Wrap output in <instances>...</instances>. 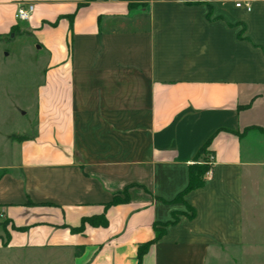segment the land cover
<instances>
[{"label": "crops", "instance_id": "obj_1", "mask_svg": "<svg viewBox=\"0 0 264 264\" xmlns=\"http://www.w3.org/2000/svg\"><path fill=\"white\" fill-rule=\"evenodd\" d=\"M7 36L45 62L0 134V264H264V0H0Z\"/></svg>", "mask_w": 264, "mask_h": 264}, {"label": "rangeland", "instance_id": "obj_2", "mask_svg": "<svg viewBox=\"0 0 264 264\" xmlns=\"http://www.w3.org/2000/svg\"><path fill=\"white\" fill-rule=\"evenodd\" d=\"M9 37L0 38V134L23 128L35 112L45 62V55L36 52L31 41Z\"/></svg>", "mask_w": 264, "mask_h": 264}, {"label": "trees", "instance_id": "obj_3", "mask_svg": "<svg viewBox=\"0 0 264 264\" xmlns=\"http://www.w3.org/2000/svg\"><path fill=\"white\" fill-rule=\"evenodd\" d=\"M124 1H133V0H124ZM130 5V3H129ZM14 31V28L12 29L11 32ZM13 139H18V140H22L24 139L23 136H17V137H13ZM210 144V139L208 141H206L202 146L201 148L199 149L197 155L195 156V162H193V164H191L189 166V170H188V184L187 186L185 187V189L179 193L177 195V197L173 200V202H182V197L187 194L188 192L194 190V189H197L199 187H201L204 183V175L205 173L208 171L209 167L204 164V163H199L198 159H204V156L207 154V148ZM127 200L126 197L122 200L118 199V198H113V203H118V202H121V201H125ZM83 221H87V220H83ZM90 222H92V220H89ZM168 224H172V223H166V224H161V225H154L153 229H154V232H155V237H154V241H157L159 240L162 235L164 234V227ZM142 248L141 247L139 249V254L141 253L142 251Z\"/></svg>", "mask_w": 264, "mask_h": 264}, {"label": "built area", "instance_id": "obj_4", "mask_svg": "<svg viewBox=\"0 0 264 264\" xmlns=\"http://www.w3.org/2000/svg\"><path fill=\"white\" fill-rule=\"evenodd\" d=\"M235 6L237 8H239V7H241V4L240 3H236ZM243 8L245 10H247V11L250 10L249 4L243 5ZM32 9H33L32 5H28L26 7L23 6V5H19L18 8H17L16 14H15L16 20L19 21V22L27 21L29 19V17H30ZM211 161H212V158L210 156L208 162L211 163ZM210 175H211V169H208V171L205 173L204 176L205 177H209Z\"/></svg>", "mask_w": 264, "mask_h": 264}]
</instances>
